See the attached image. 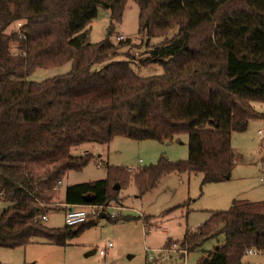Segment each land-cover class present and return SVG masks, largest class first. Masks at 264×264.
Masks as SVG:
<instances>
[{
    "label": "trees",
    "instance_id": "trees-1",
    "mask_svg": "<svg viewBox=\"0 0 264 264\" xmlns=\"http://www.w3.org/2000/svg\"><path fill=\"white\" fill-rule=\"evenodd\" d=\"M136 2L138 32L163 36L177 26L142 60L160 63L161 73L140 76L127 59H115L130 42L110 39L127 0H0V201L8 202L0 211V246L36 236L65 245L94 223L52 227L35 219L57 208L52 199L67 171L93 157L72 153L75 147L187 133L186 159L160 155L132 175L107 165L105 178L64 190L67 206L106 205L116 183L133 181L142 194L169 172H201L202 184L228 179L232 132L264 117L251 103L264 101V0ZM99 6L109 8L110 20L106 35L92 42L87 24ZM12 22L20 25L7 32ZM11 41L19 51H11ZM67 62L66 72L28 79L37 68ZM211 238L217 244L197 264H242L248 248L264 250V199L235 198L227 209L211 210L180 245L191 251Z\"/></svg>",
    "mask_w": 264,
    "mask_h": 264
},
{
    "label": "rangeland",
    "instance_id": "rangeland-1",
    "mask_svg": "<svg viewBox=\"0 0 264 264\" xmlns=\"http://www.w3.org/2000/svg\"><path fill=\"white\" fill-rule=\"evenodd\" d=\"M110 10L99 6L97 15L87 24L89 40L97 41L106 35ZM12 22L6 29L11 32L18 28ZM138 5L136 0H127L122 21L110 35L114 42L129 38L130 42L120 48L121 54L115 59H127L132 69L140 76L161 73L163 67L158 62L143 63L150 55V46L164 37L170 38L177 26L169 29L163 36H148L138 32ZM12 52H17V42H10ZM70 62L50 68H37L29 76L31 80H41L55 74L66 72ZM253 107L264 113V101H251ZM264 129V117L251 118L247 128L233 131L231 144L236 157L230 177L219 182L201 183V172H169L158 180L156 185L140 194L133 181L127 185L119 184L114 198L106 203L104 212L116 213L120 218L113 221L107 215L100 218L89 216L94 223L79 234L69 238L65 245H58L44 237H32L25 245L16 247L0 246V264H144L145 261L162 264H197L206 250L212 249L216 239H208L191 251H163L172 247V242L180 245L187 230H194L204 222L211 210L227 209L231 201L264 199V138L257 129ZM187 133L177 134L169 143L154 139H133L116 136L108 144L98 149L89 146L93 153L87 165L81 170L67 171L63 183L57 188L52 201L57 208L50 210L45 224L58 227L65 224V205L62 194L67 184L105 178L107 165L124 167L135 174L137 168L154 163L158 156L170 160L186 159L188 155ZM78 152V151H77ZM98 161L101 165H98ZM114 189V188H113ZM8 202L0 201V209ZM130 217L128 219H123ZM112 243L104 255L99 249ZM169 242V243H168ZM94 249V250H93ZM243 262L264 264V250L246 253Z\"/></svg>",
    "mask_w": 264,
    "mask_h": 264
},
{
    "label": "built area",
    "instance_id": "built-area-1",
    "mask_svg": "<svg viewBox=\"0 0 264 264\" xmlns=\"http://www.w3.org/2000/svg\"><path fill=\"white\" fill-rule=\"evenodd\" d=\"M20 25V23H18V26ZM20 33V32H19ZM20 35H22L20 33ZM118 39H122L123 35L119 34L117 36ZM257 134L260 136V138H264V129L263 128H258L257 130ZM98 165H101V162L98 161ZM106 205H99V204H83V205H72V206H67L65 208V223L68 225H77L80 224L84 221H87L89 219V216H99L103 213V215H107L106 212H104ZM107 216L109 217H116L118 216V214L116 213H110ZM48 218L47 213H40L38 214V216L35 219H39L42 221H46ZM172 247H177V243L176 242H172ZM112 247V243L108 242L107 246L100 248L99 254L104 255L107 250ZM257 250L253 247H250L247 249L246 253H255ZM185 252V250H183V253Z\"/></svg>",
    "mask_w": 264,
    "mask_h": 264
},
{
    "label": "crops",
    "instance_id": "crops-1",
    "mask_svg": "<svg viewBox=\"0 0 264 264\" xmlns=\"http://www.w3.org/2000/svg\"><path fill=\"white\" fill-rule=\"evenodd\" d=\"M107 25H108V23H107ZM165 143H169L170 141H164ZM89 146H91V148L92 147H94V148H96V149H98V147H101L102 145H100V144H91V145H89ZM89 146H86V145H81V146H78V147H75V148H73L72 149V153H74V154H82V153H84L85 151H88V147ZM78 151V152H77ZM159 157V156H158ZM165 175V174H164ZM164 175H162V176H164ZM161 178V177H160ZM87 181H89V180H87ZM83 182V181H82ZM63 183V180H61L60 181V183H59V190H60V185ZM75 183H78V182H75ZM68 185V184H67ZM62 200L64 201V193L62 194ZM65 203V202H64ZM64 206V208H66L67 207V205L65 204V205H63ZM4 209V208H3ZM3 209H0V211L1 210H3ZM209 214V213H208ZM102 216H100V218H102V217H104L103 216V213L101 214ZM212 239H214V238H212ZM215 241H217V240H215ZM94 250V249H93ZM179 251V253H182L183 252V250H181V249H178V248H172V247H163V251ZM207 251V250H206ZM160 260H158L157 262H156V264H162L161 262H159ZM155 263V262H154Z\"/></svg>",
    "mask_w": 264,
    "mask_h": 264
},
{
    "label": "water",
    "instance_id": "water-1",
    "mask_svg": "<svg viewBox=\"0 0 264 264\" xmlns=\"http://www.w3.org/2000/svg\"><path fill=\"white\" fill-rule=\"evenodd\" d=\"M114 188H119V184H114ZM91 198V195H86L85 196V199H87V200H89ZM100 216H102V215H100ZM242 264H249V263H247V262H242Z\"/></svg>",
    "mask_w": 264,
    "mask_h": 264
}]
</instances>
